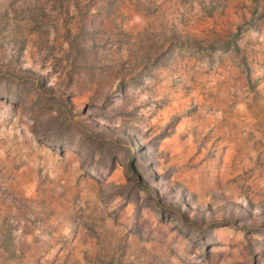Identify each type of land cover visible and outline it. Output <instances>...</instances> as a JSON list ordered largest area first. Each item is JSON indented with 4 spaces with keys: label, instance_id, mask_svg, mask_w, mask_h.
I'll return each instance as SVG.
<instances>
[{
    "label": "rangeland",
    "instance_id": "rangeland-1",
    "mask_svg": "<svg viewBox=\"0 0 264 264\" xmlns=\"http://www.w3.org/2000/svg\"><path fill=\"white\" fill-rule=\"evenodd\" d=\"M0 264H264V0H0Z\"/></svg>",
    "mask_w": 264,
    "mask_h": 264
},
{
    "label": "trees",
    "instance_id": "trees-1",
    "mask_svg": "<svg viewBox=\"0 0 264 264\" xmlns=\"http://www.w3.org/2000/svg\"><path fill=\"white\" fill-rule=\"evenodd\" d=\"M129 170H130V172L135 176V178H137L138 183L140 184V187H142L143 189H146V190H147V188L144 186L143 182H141L140 178H139V177L137 176V174L134 172L132 162H131L130 165H129Z\"/></svg>",
    "mask_w": 264,
    "mask_h": 264
}]
</instances>
